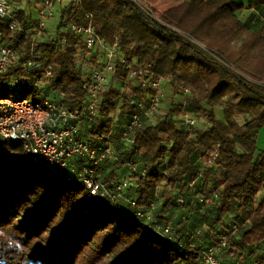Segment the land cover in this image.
Returning <instances> with one entry per match:
<instances>
[{
    "label": "trees",
    "instance_id": "1",
    "mask_svg": "<svg viewBox=\"0 0 264 264\" xmlns=\"http://www.w3.org/2000/svg\"><path fill=\"white\" fill-rule=\"evenodd\" d=\"M148 1L157 5L163 0ZM260 7L264 11V0L248 4L185 0L159 19L133 0H83L80 12L58 9V25L47 26L49 35L39 41L31 38L36 20L19 8L20 27L8 36L19 58L4 75L11 86L0 83V98L14 93L39 100L41 93L51 92L63 107H81L89 100L80 64L83 39L66 28L91 22L101 39L118 41L117 68L108 74L98 114L80 126L91 145L110 143L116 158L102 163L99 177L107 184L130 177L132 185L125 195L136 204L92 195L83 183L60 178L28 159L20 142L0 139V264H204L203 247L223 240L226 246L217 256L221 260L227 250L234 259L222 263L236 264L248 246L263 239L264 234L249 230H264V149L257 146L258 131L264 127V24L255 30L240 18L243 10ZM32 53L38 57L25 69L22 63ZM123 57L141 64L169 62L163 75L170 80L174 96H184L186 103L184 108H171L155 123L148 121L155 114L144 118L134 144L124 141L122 132L130 112L148 94L128 80L132 94H124L117 103L115 97L121 93L114 84L125 81L129 73ZM98 59L93 58L94 64H101ZM49 66V84L33 87ZM16 77L22 87L12 84ZM163 91L165 96L164 86ZM189 113L199 122L205 120L202 127L188 123ZM238 116L245 118L242 126ZM117 142L128 145L126 150L120 151ZM215 145L219 157L210 164L206 153ZM139 157L145 160L142 168L137 166ZM159 187L163 200L156 209ZM198 189L213 201L215 217L196 240L190 217L173 218L172 213L203 207ZM152 205L157 221L171 226L173 241L135 215L138 208L148 210ZM180 244H186L183 250ZM253 260L264 261V252L245 264Z\"/></svg>",
    "mask_w": 264,
    "mask_h": 264
},
{
    "label": "built area",
    "instance_id": "2",
    "mask_svg": "<svg viewBox=\"0 0 264 264\" xmlns=\"http://www.w3.org/2000/svg\"><path fill=\"white\" fill-rule=\"evenodd\" d=\"M29 1L39 14V19H35L30 14L37 22L31 34L34 41L45 40L49 35L45 32L47 20L53 18L58 13V9L70 10L71 14L83 9V0ZM133 1L147 14L157 18L152 6L145 1ZM19 8H23V0H20V3L17 0H0V83L5 87L11 84L4 75L19 58L18 49L10 43L8 38L20 27L21 22L17 13ZM86 16L92 18L90 13H86ZM66 32L81 36L83 39L80 64L85 74L84 87L89 100L81 107L69 109L63 107L51 92L41 93L39 100L11 93L9 96L0 98V139L20 142L23 153L28 159L60 178L83 183L92 195L108 197L113 201L123 199L135 205V200L125 195L132 185L130 177L125 175L110 184L103 182L99 177L98 169L102 163L116 158L110 143L106 141L101 145H91L89 140L83 137L84 133L80 126L82 122L92 120L98 114L97 104L108 83V74L114 73L117 68L118 41L111 44L101 39L91 22L87 26L71 24L66 28ZM64 42L65 39L62 45ZM32 56L27 62L22 63L25 69L33 66V58L38 57V54L32 53ZM93 58H99L98 61L101 64H94ZM121 61L125 63V69L129 72L128 78L133 85L148 94L147 100L138 101L136 108L130 112L129 121L122 132V139L129 144H134L136 129L142 126L144 118L153 116L162 103L164 75L158 72L156 65L152 63L141 64L138 60H127L125 57ZM51 74L52 70L49 66L44 78L36 80L33 87L47 86ZM12 82L19 87L23 85L18 77ZM27 88L32 90L31 87ZM148 91L151 92L148 93ZM183 99L185 102L184 96ZM186 117L190 125L201 124L190 113ZM206 157L208 163L214 162L219 157V145L207 151ZM129 165L134 167L133 163ZM212 194L214 197L218 195L215 190ZM153 209V205L148 210L138 208L135 215L143 218L153 231L173 241L175 234L171 226L159 223L153 214ZM185 246L186 244H180L178 247L183 250ZM225 246L226 240H223L217 246L203 247L201 250L203 263L223 264L217 255ZM249 264H264V261L253 260Z\"/></svg>",
    "mask_w": 264,
    "mask_h": 264
},
{
    "label": "rangeland",
    "instance_id": "3",
    "mask_svg": "<svg viewBox=\"0 0 264 264\" xmlns=\"http://www.w3.org/2000/svg\"><path fill=\"white\" fill-rule=\"evenodd\" d=\"M143 1H145L147 4H149L150 6H152L155 9V11H156L155 16L160 19V16L167 9H169L172 6L180 4L181 2H183L185 0H163L162 3L157 4V5L151 4L148 0H143ZM23 9H25L28 14H32L35 19H39V14H38L37 9L35 8L34 5H31L29 0H23ZM244 14H245V12H241V14H240L241 20L246 19V16H244ZM59 20H60V14L56 13L54 18L47 20V26L49 28H55L58 25ZM252 24L251 25L254 27L255 30L259 29L264 24V14L261 13V15L259 17L256 14L255 20L252 22ZM168 66H170V63L165 62V63L156 64L155 67H156L158 72L163 73L164 70ZM128 80H129V78H127L125 81H117L114 84V89H116L119 93H121L120 96L115 97L117 100V103L119 102L118 101L119 98L122 97L124 94L125 95L132 94V88L130 86H127ZM163 81H164L163 82L164 89H166L165 87L168 85V82H170V80L168 79V77L164 76ZM108 88H110V85L108 86ZM110 93L112 95L116 94V92L114 90H110ZM169 95H170L169 91H167L166 96H169ZM164 97H163L164 101L162 100L163 102L158 107V110L156 111L154 118H150L148 120V121H150L149 123H155V121L158 120L160 118V116H164L169 110H171V108H181L180 106H181V104H183V102L181 103V97H179V96L178 97L176 96V98H174L175 96H173V98H170V97L164 98ZM237 119L239 120V122L242 126L245 122V118L243 116H238ZM203 122H205V120H202L201 124ZM185 124H186L185 127L189 128V126L186 122H185ZM200 126L202 127V125H200ZM86 131H87V129H86ZM126 146H128V145L121 143V142H117V147L120 148V151L126 150V148H127ZM137 160H138L137 166L139 168H142L145 166L144 158L139 157ZM110 166L118 167V164L113 165L111 163ZM199 190L200 189H198L197 199L199 202L205 204L203 207H201L200 209L188 208V209L180 210L181 212L172 213L173 218L178 217L180 214H183L181 216L183 220H187L190 217V220H188V221H191L195 224L193 236H195L196 240H198L200 238V236L203 234L204 230L209 229V227H210L209 223L213 222L214 221L213 218L215 217L214 216L215 208H214L213 201L211 200V198L209 196H207L208 194L202 195ZM157 193L159 195V198H158L157 203L155 204L156 209L160 207L161 202L163 200L162 194H161V187L157 188ZM204 196H206V197H204ZM262 198H263V194L260 195V197L257 199V202H259V200ZM155 205H154V207H155ZM201 212L205 213V215H207V218L202 217L200 215ZM226 221L228 223L231 222L232 227H234V228L237 227L236 221H235L236 225L232 224L234 221L232 220L231 217H226ZM251 232L264 234V230L261 227H251L249 230V233H251ZM197 237H199V238H197ZM249 252H252V254L249 255L248 254ZM263 252H264V238L261 240H257L252 245L248 246L246 251H245V255H242L240 257L238 256V258H237L238 261L236 264H245L247 261L252 259V256L263 253ZM233 259H234V254L229 253L227 250L221 254V260H223L225 263H230L231 261H233Z\"/></svg>",
    "mask_w": 264,
    "mask_h": 264
},
{
    "label": "crops",
    "instance_id": "4",
    "mask_svg": "<svg viewBox=\"0 0 264 264\" xmlns=\"http://www.w3.org/2000/svg\"><path fill=\"white\" fill-rule=\"evenodd\" d=\"M237 1L241 2V3H244V4H247L251 0H237ZM242 12H245L244 16H246V19L243 20V21L246 22V23L252 24V22L255 20V15L257 14L258 17H259L261 15V13H263L264 11H263L262 7H260V8L245 9ZM165 88H166L165 89L166 93H167V91H169L170 95L166 96V93H165V97L164 98H167V97L168 98L169 97L173 98L174 93L172 92L173 89H172L171 85L168 84ZM174 98H176V97H174ZM182 98H183V96H181V103L183 102V104H181V106L184 108L185 107V102H184V99H182ZM163 101H164V99H163ZM257 146H258L259 150H263L264 149V127L259 129V131H258Z\"/></svg>",
    "mask_w": 264,
    "mask_h": 264
},
{
    "label": "clouds",
    "instance_id": "5",
    "mask_svg": "<svg viewBox=\"0 0 264 264\" xmlns=\"http://www.w3.org/2000/svg\"><path fill=\"white\" fill-rule=\"evenodd\" d=\"M9 246H10V247L12 246L11 242H9ZM17 247H20V246H19V245H17Z\"/></svg>",
    "mask_w": 264,
    "mask_h": 264
}]
</instances>
